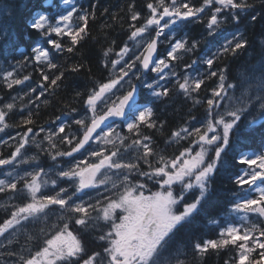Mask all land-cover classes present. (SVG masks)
I'll return each mask as SVG.
<instances>
[{
  "label": "snow or ice",
  "instance_id": "snow-or-ice-1",
  "mask_svg": "<svg viewBox=\"0 0 264 264\" xmlns=\"http://www.w3.org/2000/svg\"><path fill=\"white\" fill-rule=\"evenodd\" d=\"M62 4L68 10L54 22L47 14L32 20L29 26L45 46L32 47L30 55L10 65L11 70L4 69L0 81L8 90L23 86L16 96L9 91L8 101L0 98V133L13 126L9 123L13 116L20 117L14 122L19 131L9 136L14 143L2 141L12 150L7 156L0 153V193L12 194L5 208L7 217L0 221V248L19 243L18 234L39 223L43 226L38 235H28L29 241H38L35 245L8 252L16 257L13 264H184L177 254V241L188 235V226L216 176L226 173L237 188L231 213L239 215L240 223L227 216L223 225L210 220L219 228L216 238L189 237L187 243L197 255L231 247L234 255L225 264H264V150L246 151L240 146L242 133H253L257 127L264 141V59L252 72L251 78L260 72V93L255 97L248 94L247 74L239 77L242 83L237 85L228 82L226 69L216 67L219 57L235 55L248 46L238 28L229 38L222 26L239 25L252 6L247 0H144L137 10L130 3L128 40L118 51L105 50L107 78L95 82L86 93H77L83 111L71 109L77 113L70 117L77 127L76 134L69 135L63 122L53 130L36 128L34 119L41 98L49 88L59 87L65 75L54 57L72 53L87 33L89 17L95 16V5L89 11L74 0H62ZM4 7L0 40L7 37L10 27L5 17L14 15L11 3ZM195 21L204 23L209 37L224 36V42L211 55L185 63V70L177 73L176 62L198 48L199 40L189 42L185 32ZM179 32L185 35L177 38ZM165 42L161 57L158 48ZM29 63L39 70L37 87L26 84L31 75H21ZM201 65L206 66L203 71ZM82 68L75 65L71 71ZM45 69L58 74L50 76ZM210 78L216 84L201 100L200 92ZM170 81L194 106L203 107L204 113L172 131L166 147L157 151L152 136L143 130L163 127L154 118L152 105L169 94L166 84ZM252 113L255 117L248 119ZM172 144L178 147L168 154ZM44 156L52 161L47 167ZM149 183L158 190L151 191ZM250 214L256 222L249 220ZM101 224L97 236L103 242L101 250L89 252L84 235Z\"/></svg>",
  "mask_w": 264,
  "mask_h": 264
},
{
  "label": "trees",
  "instance_id": "trees-1",
  "mask_svg": "<svg viewBox=\"0 0 264 264\" xmlns=\"http://www.w3.org/2000/svg\"><path fill=\"white\" fill-rule=\"evenodd\" d=\"M74 2L76 6L89 11H92V6L95 5V16L94 18L89 17L87 33L75 50L72 53H64L54 57V62L59 65V71L65 73L64 78L59 87L48 89L45 97L41 98L40 107L37 110L38 115L34 116L36 128H47L63 122L67 125L66 130L69 135L76 134L77 127L71 123L70 117L77 115V113H72L71 109H77L78 113L83 111L81 98L77 97V93L84 94L93 87L95 82L107 78L108 71L104 68L106 59L104 52L109 47H113L114 50L118 51L119 47L128 40L130 16L128 6L130 3H134L137 10H139L144 0H74ZM9 3L14 9V15L5 17V24L10 25V27L7 37L0 40V81H2L4 69L11 70L10 65H14L17 60H22L24 56L30 55L32 47L38 44L45 46L43 38L29 26L32 20L38 14H47L54 22L61 13H66L68 10V7L63 6L62 0H0V13L7 11L4 6ZM247 3L252 7L243 15L241 23L239 25L227 23L222 26V31L224 36L231 37V34L237 31L238 28L239 32L248 40V46L238 50L235 55L229 53L219 57L216 61L217 70L226 69L228 82H235L237 85L240 81V71L251 66L256 67L258 62L264 59V0H247ZM253 15L256 16L254 21L251 20ZM74 23H78L75 18ZM185 32L189 42L194 39L199 40V45L195 51L183 55L182 60L176 62L177 67L174 70L177 73L185 70V63H191L192 60L203 54L211 55L219 47V44L224 42V36L209 37L204 23L199 21L189 23ZM185 32H181V35L184 36ZM113 41L115 44H113ZM6 45L10 47H5ZM165 48V46L160 48L159 54L161 56L165 53ZM113 58H115L114 53ZM75 65H83V68L79 72H72L71 67ZM205 68V65L200 66L201 71ZM45 71L50 76L58 74L55 69H45ZM24 74L31 75V80L26 84L37 87L41 83L39 70L33 68L30 63L21 70V75ZM151 75L155 76V73ZM162 84H165V82L162 81ZM206 84L207 88L200 92L199 98L201 100L209 94L208 90L215 86V78L208 79ZM21 87L23 86H15V90H8L0 83V98L8 101L9 91H11L12 96H16ZM166 87L169 89V94L156 100L152 105L155 113L154 118L158 125L163 124V127L143 130L145 134L152 136L157 151L166 147L165 142L169 139L172 131L194 122L192 117L200 118L204 113L203 107L194 106L192 99L179 93L174 81L168 82ZM142 91L145 94L147 93L146 89H142ZM44 99L47 100V103H43ZM23 103H27V98ZM224 103L227 105L229 101L225 100ZM20 104L21 101L18 99V108ZM57 117H60V120H57ZM251 118L252 116L248 119ZM19 119V115L13 116L9 120V123L13 126L0 134L2 136L16 134L19 129L14 126V122H18ZM245 123H247V120L242 122V127ZM57 143L59 144L58 139ZM240 146L246 151L262 150L264 141L261 138L260 128L257 127L253 133H242ZM177 147L178 145L172 144L171 147L167 148V153L175 152ZM4 148L5 145L2 143L1 153L7 156L9 152L4 151ZM42 160L45 166L52 163L47 156L42 157ZM143 167L146 168L147 166L143 165ZM148 187L151 191L158 190V186L151 183ZM236 191L237 188L229 179L228 174L222 173L216 176L201 210L195 216L191 225L188 226V235L183 240L177 241V254L184 261V264H225L234 255L231 247L222 250L210 249L207 253L197 255L187 241L189 237L193 239L200 237L215 239L219 228L211 224L210 220L215 219L221 225L225 223L226 216L230 221H238L231 213L232 194ZM6 196H8L7 193H0V205H3L2 199ZM6 207L7 205L0 207V221L7 217ZM101 227H103L102 224L95 230L86 231L84 235V244L89 252L101 250L103 242L97 238ZM34 243L35 241L30 242L31 245H34ZM185 244L186 247H181Z\"/></svg>",
  "mask_w": 264,
  "mask_h": 264
},
{
  "label": "rangeland",
  "instance_id": "rangeland-1",
  "mask_svg": "<svg viewBox=\"0 0 264 264\" xmlns=\"http://www.w3.org/2000/svg\"><path fill=\"white\" fill-rule=\"evenodd\" d=\"M58 19V18H57ZM177 38H180L182 35H181V32L177 33L176 34ZM231 38V37H229ZM165 47H166V42L165 43H162ZM255 67H249V68H245L244 70L240 71L239 73V77L242 76V74H247L250 79H249V82L248 84L246 85L247 87V91H248V94L249 95H252L253 97H255V95H258L260 93V87H259V77H260V72L257 71L256 74H255V78H251L252 77V72H253V69ZM240 79V78H239ZM242 83V80L240 79L238 85H240ZM161 84H162V81H161ZM240 94V88H237L236 89V95H239ZM229 95H232V92L229 93ZM256 113H252V117H255ZM59 126V124L55 125L54 127H47V128H51L53 130L57 129ZM16 134H13L12 136H15ZM43 135V134H42ZM11 136V135H9ZM9 136H2L0 134V153L2 151L1 149V144H2V141L4 140H7L9 144H12L14 141L12 140H9ZM12 149H9V147H7V145H5V148H4V151L6 152H10ZM9 153H7L8 155ZM29 155L31 153H28ZM130 155H135L134 152L130 153ZM47 167V166H45ZM101 191H103V188H101ZM147 194V193H146ZM8 196H6L5 198L2 199V204L3 205H8L9 203V196L12 195L11 193H7ZM91 195H95V193H91ZM85 199H87V197H84ZM12 203H20L22 201L20 200H14V201H11ZM233 215L236 217V219L238 220V222H235V221H231L233 223H240V218H239V215L236 214V213H233ZM52 219L54 220L55 217H52ZM249 220L251 222H255L256 221V217L254 214H250L249 216ZM43 225L37 223L36 225H29L28 226V230L27 232L25 231H21L19 234H18V241L19 243H14L13 245L10 246V248H0V264H13V261L16 259V257L14 256H10L8 254L9 251H16L18 252L19 249H20V246L21 245H25V244H30L31 241L28 240V235H32V236H37L38 235V230L40 227H42ZM32 241H35L34 245L38 242L37 240H32Z\"/></svg>",
  "mask_w": 264,
  "mask_h": 264
}]
</instances>
